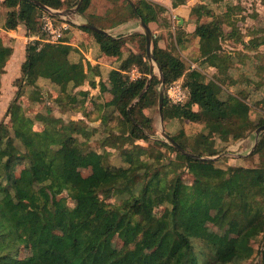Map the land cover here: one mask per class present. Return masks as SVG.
Returning <instances> with one entry per match:
<instances>
[{"label":"trees","instance_id":"1","mask_svg":"<svg viewBox=\"0 0 264 264\" xmlns=\"http://www.w3.org/2000/svg\"><path fill=\"white\" fill-rule=\"evenodd\" d=\"M36 1L56 11L75 7L80 0L66 4L60 0ZM222 2L210 0L198 7L195 11L198 19L205 16L208 22H198L195 34L212 47L200 67H215L228 77L230 84L226 87L229 88L233 83L229 74L235 63L243 59L240 51L233 56L223 52L221 41L225 39L226 27L230 28L228 37L234 40L239 30L232 19L235 7L231 5V10L225 11ZM259 2L264 6V0ZM182 3L183 0H172L174 7ZM88 5L89 0H83L78 14L82 15ZM2 6L6 10L4 29L14 30L23 23L33 34L38 31L39 14L46 12L29 0H5ZM219 9L221 11L216 12ZM134 11L136 17L148 25L157 20L163 8L139 0ZM80 28L93 36L103 54L121 57L123 39L96 33L84 26ZM180 32L178 26V48L183 47L186 39ZM249 36L248 52L264 47V33ZM235 41L244 43L242 38ZM152 46L153 61L161 69L162 86L166 88L184 77V87L189 93L184 104L174 105L164 98V115L168 113L173 119L200 123L214 136L232 140L244 138L264 125V115L250 119V107L244 100L229 94L215 80L206 81L200 70L187 68L176 53L162 50L156 39L152 40ZM72 51V47L64 43L35 42L26 47L21 76L16 80L20 87L7 112L12 125L8 130L5 124H0V264H75L71 260L76 259L82 264H241L251 259L255 255L254 243L264 235V132L259 136L256 149L246 158L259 156L260 163L248 168L240 165L224 168L217 165L219 160L182 155L165 142H151L152 120L143 111L159 98L156 86L161 84V79L152 76L148 89L143 92L151 75L149 65L143 56L130 54L111 75L113 87L110 90L117 101L115 110L131 125L132 148L121 151L126 167L106 163L104 154L96 151L83 154L72 136L74 127L65 126L61 132H56L51 129L48 116H39L35 119L43 121L45 126L42 132H36L34 119L25 116L17 104L22 88H31L36 94L40 80L55 85L65 98L74 102L76 96L69 94L68 89L82 86L91 78L94 68L87 64L85 71L82 62H72ZM12 53V49L3 47L0 41V74ZM260 57L263 63L254 65L257 80L251 79V83L252 92L263 96L264 80L260 78L264 73V49ZM132 66L137 67L140 78L130 79L127 73ZM89 82L95 85L92 80ZM100 90H105L102 84ZM78 94L86 96V92ZM110 106H113L110 102L103 105ZM195 106L197 111L193 110ZM105 118L101 116L102 120ZM5 130L8 132L3 134ZM199 136L200 139L194 137L198 144L195 143L196 148L191 151H188L190 141L184 131L171 137L191 154L211 156L202 149L206 135ZM138 141L169 147L176 157L163 160L160 165L144 161L136 164L140 148L134 143ZM19 159L25 162V168L14 178L9 170ZM80 169H89L90 174L83 177ZM184 173L192 177L191 184L181 181ZM58 189L68 191L75 207L56 199L54 191ZM114 191L120 194L119 202L106 203L105 199ZM158 202L164 207L159 219L153 215ZM213 204L220 208L215 225L222 229L230 222L237 223V237L232 244L220 242L211 246L204 256L195 250L192 242L199 237L200 225L207 221ZM54 227L59 228L61 234H56ZM24 237L42 253L15 262L14 246ZM115 237L123 244L118 252L110 246ZM153 250L158 252L157 256L146 254ZM258 254L259 264H264V247Z\"/></svg>","mask_w":264,"mask_h":264},{"label":"rangeland","instance_id":"2","mask_svg":"<svg viewBox=\"0 0 264 264\" xmlns=\"http://www.w3.org/2000/svg\"><path fill=\"white\" fill-rule=\"evenodd\" d=\"M68 1L72 2V0H67L66 2ZM202 1L205 4L210 3V0ZM223 2H227L235 7L236 13L232 16V19L236 21V24H238V29L242 34L247 35L248 33L251 34L253 32L260 35L264 33V6H262L259 0H223ZM73 8L75 7H72L71 9ZM56 11H64V9ZM220 11L221 9H219V11L216 10L218 13ZM40 15L41 13L39 14V17ZM3 20H6V10L2 6L0 8V26L3 24ZM177 27L174 30L175 34ZM169 37L171 36L169 35ZM153 39L154 38H152V40ZM244 39L247 40L248 37H245ZM181 40L183 41V39ZM184 40V43H191V40ZM171 42L172 43L169 45L171 53H176L178 57L182 58L187 68L189 66L192 68L190 62L187 60V58H189V55L186 53L187 51L182 49V47H176L172 38ZM221 46L224 52L234 53H237V49L241 47L229 40H222ZM152 47L153 46L151 45V50ZM262 60V58H256V63L262 64ZM150 65L153 68V72L148 76V78L154 76L160 80L161 77L157 70L156 64L150 62ZM2 75L3 73L0 74V124H5L9 130L12 125V120L11 116L7 115V112L10 108V105L16 99V92L20 87V83L16 82V80L20 78L21 74H19L18 77L14 76L8 81L4 78L5 76L3 77ZM129 76L131 77V74H129ZM140 77L141 74L139 73L138 69H135L134 79ZM38 86L39 89L38 92L36 91V94L33 93L31 88L23 87L21 91L22 94L17 100V104L23 110L25 116L34 119V131L42 132L45 126L43 121L37 120L35 118L39 116H48L49 122L51 123V129L53 131L61 132L65 126L74 127L72 136L76 138L83 154L87 153L88 151H96L98 153L104 154L106 163L115 167H126L121 158V151L132 148L131 146L133 142L129 136L131 125L124 121V119L117 113L114 106H110L109 108L103 107L104 102L106 103V98L103 94L93 95L92 98L90 96L84 98L77 93L80 91H74L72 88H69L68 93L76 96V100L71 102L69 97L65 98L64 95L59 92V89L48 81H43ZM156 90L158 92L162 90L160 84L156 86ZM260 96L263 97L264 95ZM143 113L152 120L153 136L151 137V142L154 140L165 142L161 135L162 131L168 133L171 136L178 134L180 131H184L187 136V140L190 141L188 145V151L195 150V143L197 142L194 141V137L204 131L202 125L199 123H189L180 119L172 120L169 118L168 113H166L168 119H164V124H161L158 114V99H154L150 107L144 109ZM103 115L106 117L104 120L101 119V116ZM7 132L8 131L5 130L3 131V134H6ZM254 134L255 132L249 134L243 143V146L238 151L233 150L232 147L225 150V148H222V145L219 142L214 141V147H217V151L220 152V158L217 159L220 162H218L217 165L224 168L227 166H232L228 163H233L232 158L236 157L234 156L236 153H247V157L250 156L255 143ZM113 141L115 143H113ZM134 144L140 148V151L138 152L139 160L136 162V164H138L140 161H144L150 165H160L163 160H174L176 157L175 152H173L169 147L157 146L153 143L142 141L135 142ZM247 160V162L244 161V163L240 164V166L245 168L255 167L260 163L259 156H255L253 159ZM236 165L239 166V164ZM24 168L25 162L19 159L16 165L9 170V173L14 178H18ZM89 173V170L81 171V174L84 177L89 175ZM181 181L184 184H191L192 177L189 174L184 173L181 175ZM54 194L57 200H64L68 207H75L76 203L69 197L68 191L66 189L55 190ZM119 196L120 194L114 191L108 198L105 199V202L108 204L118 203ZM100 197L104 198L102 194H100ZM163 210V205L158 202L154 208L153 215L156 218H160ZM217 212L218 211L212 212V220L218 215ZM211 219L210 222L206 223V225L201 228L199 237L194 239L192 242L195 250L200 251V253L202 252L204 256L208 254L209 248L211 246H217L220 242L232 244L237 237V223L230 222L224 228L220 229L215 225V223H213V221H211ZM54 232L58 235L61 234V231L57 227H54ZM110 246L116 252L123 249V244L117 237L111 240ZM262 247H264V235L254 243L255 255L251 259L246 260L241 264H259L260 257L258 251ZM39 253L41 254L42 251L39 250L29 239L24 237L18 244L14 246L13 257L15 262H21L32 259ZM146 254L150 256H157L158 252L153 250L146 252ZM71 261H73L75 264H82L80 259Z\"/></svg>","mask_w":264,"mask_h":264},{"label":"crops","instance_id":"3","mask_svg":"<svg viewBox=\"0 0 264 264\" xmlns=\"http://www.w3.org/2000/svg\"><path fill=\"white\" fill-rule=\"evenodd\" d=\"M4 1L5 0H0V8L2 7V3ZM138 1L139 0H89V5L82 15L77 13L70 17L56 18L58 23L66 22L69 26L63 43L73 49L70 54V60L72 62H82L85 71L87 70V64L94 68L93 73H90L91 78L89 80H92L95 85H91L89 80H87L82 86L73 89L74 91L86 92L85 97L90 96L91 98L93 95L103 94L106 98V103L110 102L114 106L117 101L110 92L113 87L111 75L115 71L119 70L122 62L127 59L130 54L141 55L143 56L144 61L147 59L150 72L151 65L146 55V40L144 29L141 26L142 21L136 17L134 11V5ZM146 1L157 4L163 8V12L159 14L161 17L158 16L156 21L147 25L152 32V38L157 40V44L162 50L171 52L169 49V45L172 43L171 38L174 40L175 46L177 47V33H174L170 24V20L175 18L181 29V36L184 35L187 41L191 40V43L187 42L182 47V49L186 50V53L189 55L187 60L190 62V65L200 70L205 75L206 81L215 80L229 94L244 100L250 107L249 117L251 120H255L257 115H264V96L258 97V95L254 94L252 92L253 83H251V79H256V70L254 68V65H258L256 63V58H261L260 53L263 52L264 47H260L258 51L248 52L246 47L248 41L250 40V34L248 33L247 35H244L238 29L239 34L235 37V40L242 38L244 43L239 41L236 42L234 39L228 37L229 34L227 33L230 31V28L225 26L226 30L224 41L229 40L241 46L237 49V52H242L241 58L243 59L240 63H235L234 70L229 74L233 79V83L229 88H227V84H230V80L227 76L220 74L215 67H200V63L203 62L212 50V47L209 44L204 43L202 39L195 34L198 22H208L207 17H201L199 20L195 14L198 7L205 3L202 0H183L184 3L174 7L172 5V0ZM222 5L223 10H231V5L229 3L223 2ZM233 21L236 24L234 19ZM37 24H39L38 19ZM83 24H91L103 30L106 32V35L111 36L112 38L123 39L121 57H110L103 54L100 51L98 44L94 41L93 36L80 28ZM4 25L5 20H3V24L0 26L1 44L3 47L10 48L13 51L11 57L3 68L2 76H5L4 78L8 81L14 76L18 77V75L21 74L20 68L25 60L27 47L26 36L30 31L23 23L19 24L14 30H6L4 29ZM237 25L238 24H236V27L238 28ZM169 35L171 37H169ZM254 35L261 36L262 34L259 35L254 33ZM245 37H248V39L245 40ZM225 53L232 56L235 54L234 52ZM247 56H250L251 60H248ZM190 57L192 58L190 59ZM135 69H137V67L132 66L130 71L127 73L128 76L131 74V77L129 76L131 80H135ZM260 80H264V74L261 76ZM179 81L184 85V77L179 79ZM42 82L43 80H40L38 84L40 85ZM100 84H102L105 88L102 92L100 90ZM193 110L197 111L198 108L195 106L193 107ZM169 118L173 120L170 116ZM164 119H168L166 114H163V124ZM202 133L206 135V139L202 141V149L207 150L208 154L211 155L206 156L207 158H216L215 160L220 158V152L217 151V147H214L215 142H219L225 150L232 147L233 150L238 151L241 149L246 138L249 136L247 135L244 138L232 140L230 137L226 136H214L212 133L205 130L200 134ZM199 135H197V138L200 139ZM234 156L236 157L232 158L233 163L229 162V165L237 166L236 164L240 165L243 164L244 161H248L246 159L247 153H236ZM82 170L89 169H80V173ZM213 211H218L217 213L219 215L220 208L217 204L211 205L207 221L200 225L199 233L201 232V228L206 225V223L210 222V219L213 216ZM217 216L213 220L211 219L213 223L215 222Z\"/></svg>","mask_w":264,"mask_h":264},{"label":"built area","instance_id":"4","mask_svg":"<svg viewBox=\"0 0 264 264\" xmlns=\"http://www.w3.org/2000/svg\"><path fill=\"white\" fill-rule=\"evenodd\" d=\"M65 3L67 0H60ZM56 18L49 12L41 13L38 18V31L36 34L28 33L26 36L27 45H32L35 42L40 44L56 45L63 43L65 34L69 29L66 22L58 23ZM171 28L173 30L177 27V21L175 18L170 20ZM194 67L192 66V69ZM160 87L164 90V97L169 103L178 105L184 104L188 100V90L184 87L182 82H172L168 87L164 88L161 84Z\"/></svg>","mask_w":264,"mask_h":264},{"label":"water","instance_id":"5","mask_svg":"<svg viewBox=\"0 0 264 264\" xmlns=\"http://www.w3.org/2000/svg\"><path fill=\"white\" fill-rule=\"evenodd\" d=\"M29 1L33 2L36 6H38L41 9H43L44 11L51 13L53 16L70 17V16L75 15V14L78 13V9H79V7H80V5H81L83 0H80L79 3L77 4V6H75V8L66 9L64 11H53V10L45 7L44 5H42L41 3H39L36 0H29ZM83 26L86 27L87 29L93 31V32L101 33V34H105L106 35V32H104L103 30H101V29H99V28H97V27H95V26H93L91 24H83ZM141 26L144 29V35H145V40H146V55H147L148 60L150 62H152L153 61V55H152V50H151L152 32H151L149 27L144 22L141 23ZM156 67H157V70H158L159 75L161 77V85H163L164 81H163L161 69L159 68V66L157 64H156ZM152 71H153V68H152V66H150V73H152ZM150 80H151V78H149V80H148L143 92H145L148 89L149 84H150ZM164 98H165L164 97V90L162 89L159 92V98H158V114H159V117H160L161 124H163V111L162 110H163ZM136 102H134L132 104V106ZM262 132H264V125L260 126L255 131V143H254V146H253V149H252L251 152H253L256 149L257 143H258V140H259V136H260V134ZM161 135L164 138L166 143H168L172 148L177 150L182 155H186V156H190V157H194V158H199V159H202V160H215L216 159V158L199 157L197 155L191 154L187 150L183 149L179 144H177L169 134H167L164 131H162Z\"/></svg>","mask_w":264,"mask_h":264},{"label":"bare ground","instance_id":"6","mask_svg":"<svg viewBox=\"0 0 264 264\" xmlns=\"http://www.w3.org/2000/svg\"><path fill=\"white\" fill-rule=\"evenodd\" d=\"M154 63V61H152Z\"/></svg>","mask_w":264,"mask_h":264}]
</instances>
